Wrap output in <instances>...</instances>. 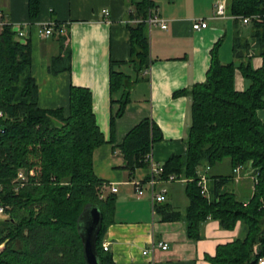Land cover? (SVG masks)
<instances>
[{
	"label": "trees",
	"instance_id": "trees-1",
	"mask_svg": "<svg viewBox=\"0 0 264 264\" xmlns=\"http://www.w3.org/2000/svg\"><path fill=\"white\" fill-rule=\"evenodd\" d=\"M131 2L130 19L138 21L127 24L130 62L141 72L150 66L147 18L156 4L153 0ZM228 7L238 19L260 15L261 21L253 19L243 34L237 20L235 60L223 63L221 41L217 42L207 79L184 91L193 100L187 151L164 163L162 178L174 174L189 179L186 190L191 202L186 221L190 234L197 235L209 218L226 228L233 229L239 222L245 228L243 237L219 245L211 261L259 264L264 256V121L258 114L264 108V0H229ZM39 11L40 0H30L31 16ZM66 35L59 37L62 50L54 61L71 69ZM32 53L31 39L21 40L11 24L0 28V109L7 115L0 137V183L4 184L0 197L11 207L10 217L0 220V264H87L78 224L88 204L99 206L103 214L97 242L100 262L115 264L103 242L107 227L115 220L117 196L109 193L105 197L106 183L94 170V151L107 140L94 112L93 94L89 88L73 85L68 115L63 108H42L31 70ZM255 54L263 58L260 68L253 67ZM237 69L250 82L245 90L236 88ZM134 83L130 76L112 68V92L126 89L119 100L118 116L130 101ZM162 139V130L152 119L138 123L120 145L125 168L133 174L137 168L149 166L154 144ZM225 158H230L234 167L252 164L257 182L248 203L225 188L232 175L216 177L209 197L201 193L199 168ZM23 168H34L36 174L28 176L30 180L18 192L12 181Z\"/></svg>",
	"mask_w": 264,
	"mask_h": 264
},
{
	"label": "crops",
	"instance_id": "crops-1",
	"mask_svg": "<svg viewBox=\"0 0 264 264\" xmlns=\"http://www.w3.org/2000/svg\"><path fill=\"white\" fill-rule=\"evenodd\" d=\"M153 1L154 11L167 20L168 27H149L151 61L141 72L130 62L131 31L127 24L134 23L130 19L134 9L131 0H40V11L35 17L30 13V0H0V13L16 31L25 25L27 39L32 41L31 70L42 108H63L68 115L73 85L89 88L93 94L94 112L107 140L94 151V170L106 183L103 192L117 196L115 220L107 227L103 242L109 245L115 264H216L210 258L216 255L219 245L245 235L241 222L230 229L209 218L200 225L197 235L190 234L186 221L191 202L185 189L187 182L161 181L158 188L168 190L166 201L161 203H154L147 189L139 196L135 183L149 179L150 165L131 174L125 168L120 145L138 123L150 118L163 133V139L154 144L152 161L164 165L173 155H184L193 120L192 96L184 91L207 79L217 42L221 41V61L235 60L236 22L243 34L250 24L230 14L229 0ZM228 18H233V28ZM196 19L205 20L208 26L194 29ZM51 21L66 24L71 69H63L64 64L54 61L61 53L62 39L38 34V25ZM229 39L232 59H227L224 49ZM252 63L254 68H260L263 58L255 54ZM112 68L135 81L122 116H118L119 100L126 89L112 92ZM249 83L242 72L236 73L238 90H245ZM258 114L264 121V108ZM234 168L224 174L211 165L209 188L214 186L216 177L232 175L225 188L248 203L255 191L254 172L250 166V171L245 172H234ZM161 241L168 243L169 248L152 249L153 243ZM145 250L149 252L144 254Z\"/></svg>",
	"mask_w": 264,
	"mask_h": 264
},
{
	"label": "built area",
	"instance_id": "built-area-1",
	"mask_svg": "<svg viewBox=\"0 0 264 264\" xmlns=\"http://www.w3.org/2000/svg\"><path fill=\"white\" fill-rule=\"evenodd\" d=\"M105 13H108V9H104ZM240 19L246 23L249 24L253 19H257L261 21L260 15H254L250 17H240ZM138 20H134L133 22H137ZM147 23L149 27L151 26H160L162 28H167V20L162 18L156 11H153L150 13L149 17L147 18ZM5 24H8L4 21L2 14L0 13V28H2ZM208 26V23L203 19H196L194 20L193 27L196 30H201L203 28H206ZM25 25L23 27H20L16 32L18 37L21 40H27V34L25 31ZM67 32L66 24L59 23L57 21H51V22H44L40 23L38 25V34L39 36L44 37H51V36H57L60 37L64 33ZM7 118L6 112L2 109H0V137L4 132L3 129V121ZM150 168H151V174L149 176V179L145 182H136L135 187L136 191L139 196H143L145 194L146 189L150 191L152 201L154 203H161L166 201L167 199V188H158V185L161 181H167V182H173V181H181V182H188L189 179L187 178H179L176 175L172 174L167 179L162 178L163 172H164V166L159 163H155L152 161V155L150 157ZM211 169L210 165H206L205 168L200 167L198 170V184L201 188V193L205 196H210V188H209V170ZM243 169L242 165H239L234 168V172H240ZM17 181L15 183L16 190H19L21 187L25 186L26 183L30 180L28 177L27 172L24 169H20L17 174ZM253 180L256 183L257 182V176L253 175ZM113 190H115V187H112ZM4 190V184L0 183V193ZM10 206L3 201H1L0 197V220H6L10 217ZM156 246L161 247L162 249L166 250L169 248V244L166 242H157L153 243L152 249H154ZM104 249L109 250L110 247L108 244L104 243ZM255 252L258 253V246L256 245L254 248ZM149 250H145L144 254H147ZM259 264H264V256L259 258Z\"/></svg>",
	"mask_w": 264,
	"mask_h": 264
},
{
	"label": "water",
	"instance_id": "water-1",
	"mask_svg": "<svg viewBox=\"0 0 264 264\" xmlns=\"http://www.w3.org/2000/svg\"><path fill=\"white\" fill-rule=\"evenodd\" d=\"M103 224V214L99 206L88 204L79 217L78 228L83 242L87 264H102L99 259L98 238Z\"/></svg>",
	"mask_w": 264,
	"mask_h": 264
},
{
	"label": "rangeland",
	"instance_id": "rangeland-1",
	"mask_svg": "<svg viewBox=\"0 0 264 264\" xmlns=\"http://www.w3.org/2000/svg\"><path fill=\"white\" fill-rule=\"evenodd\" d=\"M220 3H221V5L223 4V2L222 1H220ZM200 9H201V7H200ZM229 19V22H230V24H231V28H233V22H234V20H233V18H228ZM207 20L211 23V19L210 18H207ZM231 32V31H230ZM224 49H225V52L228 54V57H227V59H229V58H231V57H233L232 55H233V50H232V42H231V40L229 39V41L227 42V43H225V47H224ZM232 59V58H231ZM231 62V61H230ZM230 62H228V63H230ZM239 72H241L240 71V69H237V71H236V73H239ZM239 81V80H238ZM237 84H238V82H237ZM230 159H223V160H221V161H218V162H216L215 164H214V168H215V170L216 169H218V171H220V173L222 172V173H224V174H226V173H230L231 172V169L233 168V166H232V162H231V164L229 163L230 161H229ZM249 164H245V167L243 166V169H242V172H245V171H250V168H249V166L252 168L253 166H252V164L250 163V165L248 166ZM26 172H27V174H28V176L30 177L31 175H34V174H36V170L33 168V169H31V170H29V169H27V168H23ZM254 169L252 168L251 169V171H253ZM16 181H17V179L15 178V179H13V184H15L16 183ZM254 184H255V182H254ZM182 188H184V185L185 184H183V183H181V184H179ZM187 188V185H185V189ZM18 192H19V190H17ZM16 191V192H17ZM104 193V192H103ZM109 193H104V195H105V197L108 195ZM241 198H243V197H241Z\"/></svg>",
	"mask_w": 264,
	"mask_h": 264
}]
</instances>
